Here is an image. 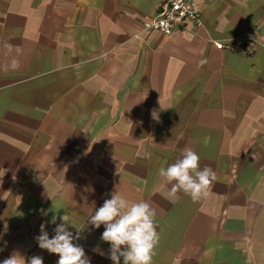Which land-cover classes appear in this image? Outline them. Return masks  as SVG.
I'll use <instances>...</instances> for the list:
<instances>
[{"label": "crops", "instance_id": "1", "mask_svg": "<svg viewBox=\"0 0 264 264\" xmlns=\"http://www.w3.org/2000/svg\"><path fill=\"white\" fill-rule=\"evenodd\" d=\"M166 1L0 0V66L20 64L0 70V261L57 264L35 240L55 215L113 264L86 221L117 190L156 210L153 264H264V0H200L194 32H144ZM185 147L217 175L197 203L158 175Z\"/></svg>", "mask_w": 264, "mask_h": 264}, {"label": "clouds", "instance_id": "2", "mask_svg": "<svg viewBox=\"0 0 264 264\" xmlns=\"http://www.w3.org/2000/svg\"><path fill=\"white\" fill-rule=\"evenodd\" d=\"M4 48L5 56L11 57L14 46L5 43ZM15 51L18 54L20 49L15 47ZM19 67L18 59L11 57L0 66V70L15 71ZM158 175L171 185L170 195L175 196L182 192L189 196L193 203L206 197L217 180V175L210 166L201 168L199 154L189 147L183 149L181 158L174 163L167 164L166 167L162 164ZM156 215V210L149 202L140 200L130 203L116 190L110 199L104 200L102 206L94 208L86 223L95 229L103 225L104 231L100 239L110 245L108 258L113 264H121V259L123 264H153L155 249L160 240ZM57 219L61 222L57 223ZM46 223L55 225L51 238L46 230ZM46 223H41L40 234L35 237L40 249L56 254L59 257L57 264H90L84 248L75 243L81 239L82 228L78 229L65 216L53 215ZM70 227L77 228L75 235L69 230ZM3 250L0 248V251ZM94 251L105 255L98 247ZM0 264H44V261L41 256L26 259L19 251L14 250L8 258L0 261Z\"/></svg>", "mask_w": 264, "mask_h": 264}, {"label": "built area", "instance_id": "3", "mask_svg": "<svg viewBox=\"0 0 264 264\" xmlns=\"http://www.w3.org/2000/svg\"><path fill=\"white\" fill-rule=\"evenodd\" d=\"M198 1L200 0H167L155 18L142 22L144 32L155 31L163 36H169L180 28L194 32L202 24ZM187 23L191 25L189 29L186 27Z\"/></svg>", "mask_w": 264, "mask_h": 264}]
</instances>
